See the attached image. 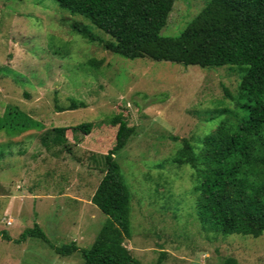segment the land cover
<instances>
[{"label": "rangeland", "instance_id": "374dc122", "mask_svg": "<svg viewBox=\"0 0 264 264\" xmlns=\"http://www.w3.org/2000/svg\"><path fill=\"white\" fill-rule=\"evenodd\" d=\"M205 3L178 0L160 35L178 36ZM76 22L110 39L54 0H0V118L13 107L21 112L19 124L28 116L43 125L16 137L6 129L0 133V234L16 240L37 223L56 247L75 242L90 248L107 220L91 198L115 142L109 121L122 114L135 127L116 155L132 194L127 251L142 264L156 263L162 253L166 264H223L227 258L264 264V235L223 236L202 228L191 193L193 172L170 161L181 140L197 142L226 117L218 115L217 103L230 106L224 88L236 93L246 66L201 69L128 60L74 32ZM91 58L103 62L98 71L83 68ZM70 98L86 107L59 112L57 105L69 106ZM88 123L94 124L90 135L67 132L66 148L47 149L41 142L55 128ZM0 264H83V259L80 253L58 255L35 239L16 244L1 237Z\"/></svg>", "mask_w": 264, "mask_h": 264}, {"label": "trees", "instance_id": "16d2710c", "mask_svg": "<svg viewBox=\"0 0 264 264\" xmlns=\"http://www.w3.org/2000/svg\"><path fill=\"white\" fill-rule=\"evenodd\" d=\"M60 7L88 19L110 37L102 40L82 23L71 28L89 42H97L114 55L128 59H150L201 69L223 66H246L236 93L225 89L218 115L226 116L214 130L197 142L181 140L171 158L178 166H189L195 183L197 221L215 235H242L260 238L264 235V0H205L204 8L183 28L178 36L163 37L174 4L178 0H54ZM59 54L58 52H56ZM102 61L88 59L83 68L99 70ZM89 67V68H87ZM89 71V70H88ZM70 105H57L59 112L85 108L84 101L70 98ZM57 102V99H56ZM21 112L8 107L0 118V133L16 137L43 125L30 117L19 124ZM17 116V117H16ZM4 121L6 123H4ZM116 129L115 142L104 156V176L91 198L107 220L88 249L75 242L54 246L36 223L13 240L7 232L6 241L20 244L35 239L47 244L56 254L72 256L80 253L83 264H142L126 249L124 243L132 236V194L124 182L116 155L122 151L135 127L129 126L122 114L109 121ZM106 126V125H105ZM90 135L94 124L72 128H55L41 138L47 149L70 142L67 132ZM154 264H166L162 253ZM223 264H240L227 258Z\"/></svg>", "mask_w": 264, "mask_h": 264}]
</instances>
